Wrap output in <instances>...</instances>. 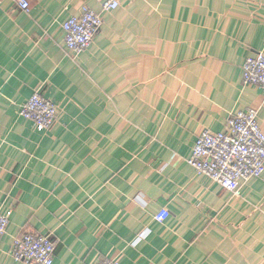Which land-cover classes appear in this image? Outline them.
Listing matches in <instances>:
<instances>
[{
  "label": "crops",
  "instance_id": "0c3cea01",
  "mask_svg": "<svg viewBox=\"0 0 264 264\" xmlns=\"http://www.w3.org/2000/svg\"><path fill=\"white\" fill-rule=\"evenodd\" d=\"M29 2L0 0V264H25V232L55 239L54 264H264V173L235 195L188 163L234 110L258 108L264 132L242 74L264 53V0ZM85 6L103 24L75 55L63 24ZM36 90L58 107L51 130L20 114Z\"/></svg>",
  "mask_w": 264,
  "mask_h": 264
},
{
  "label": "built area",
  "instance_id": "2783aa9c",
  "mask_svg": "<svg viewBox=\"0 0 264 264\" xmlns=\"http://www.w3.org/2000/svg\"><path fill=\"white\" fill-rule=\"evenodd\" d=\"M24 10L29 0H17ZM103 11H114L120 0H99ZM103 24L100 13L85 6L80 15L71 16L63 24L64 42L75 55L85 52ZM243 82L260 86L264 92V53L249 57L242 66ZM20 114L39 130L53 128L58 116L57 105L41 90H36L21 106ZM259 109L248 107L229 114L223 132L203 130L196 138L188 163L233 194H240L241 181L259 178L264 173V132L259 124ZM9 218L0 212V246ZM149 234H138L137 241ZM137 243V242H136ZM56 242L49 234L25 232L14 238L11 254L25 264H54ZM98 264H120L117 259L103 258Z\"/></svg>",
  "mask_w": 264,
  "mask_h": 264
},
{
  "label": "trees",
  "instance_id": "16d2710c",
  "mask_svg": "<svg viewBox=\"0 0 264 264\" xmlns=\"http://www.w3.org/2000/svg\"><path fill=\"white\" fill-rule=\"evenodd\" d=\"M54 241H55V239L52 237V236H50ZM56 242V241H55ZM56 250H57V244H56V249H55V252H56Z\"/></svg>",
  "mask_w": 264,
  "mask_h": 264
}]
</instances>
